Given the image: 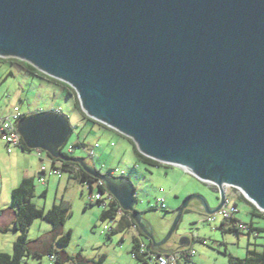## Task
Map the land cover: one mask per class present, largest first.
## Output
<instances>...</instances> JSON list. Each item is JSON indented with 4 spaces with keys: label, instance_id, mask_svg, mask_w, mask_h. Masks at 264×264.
<instances>
[{
    "label": "water",
    "instance_id": "water-1",
    "mask_svg": "<svg viewBox=\"0 0 264 264\" xmlns=\"http://www.w3.org/2000/svg\"><path fill=\"white\" fill-rule=\"evenodd\" d=\"M0 58L67 84L87 118L216 186V209L189 197L156 242L130 181L74 159L152 250L169 242L191 199L217 213L224 186L264 213V0H0ZM17 133L27 149L64 161L72 129L62 114L40 112L22 118Z\"/></svg>",
    "mask_w": 264,
    "mask_h": 264
},
{
    "label": "rangeland",
    "instance_id": "rangeland-1",
    "mask_svg": "<svg viewBox=\"0 0 264 264\" xmlns=\"http://www.w3.org/2000/svg\"><path fill=\"white\" fill-rule=\"evenodd\" d=\"M8 59L0 60V115L8 112L30 115L59 110L68 119L72 129L63 153L74 159H82L100 175L124 177L130 181L136 189L135 210L147 221L156 242L167 235L181 206L189 197H200L209 210L219 206L220 194L216 186L210 187L176 166L162 165L156 168L138 161L133 152L135 144L131 138L102 124L83 119L75 108L74 96L65 87L67 84L31 74L23 67L22 63L25 62ZM78 142L89 150L94 149L95 156L90 157L88 150L84 148H74L68 152L67 147ZM42 154L46 156V153ZM46 166L51 170L50 164L46 163ZM39 168L40 162L33 152L23 153L16 149L9 155L0 141L1 253L11 255L13 243L19 235L13 224L12 190L24 178L29 177L34 180L35 194L32 203L37 208L48 211L54 204L62 202L71 213L59 231V236L70 234V242L64 248L52 240L51 225L35 219L27 233L32 252L38 251L41 243L46 240L59 257L67 255L86 261L103 258V264H143L131 255L132 231H115L111 237L110 232L103 231L104 223L99 219L103 208L91 203L89 191L83 183L73 175L61 171L55 175L40 177ZM227 191L228 202L237 210L234 218L244 225L253 221L255 228L264 230V218L254 214L258 210L237 190L230 188ZM158 199H163V210L161 203H157ZM201 203L197 198L189 201L182 211L176 230L165 246H175L181 238L189 236L192 243L187 248L188 252L178 257L181 264H230V257L243 259L249 248L252 250L255 247L256 251L264 252V231L257 239L256 246L253 245V239L251 245H248L246 233H226L228 222L225 223L218 213L209 215L205 209L201 211ZM223 222L225 227H222ZM5 225L7 231H3ZM114 229L117 230L116 227ZM142 239L149 244L147 238ZM191 252L193 256L189 255ZM39 253L40 256L29 255L22 264H74L72 261L58 262L56 254L50 260L47 255L40 251Z\"/></svg>",
    "mask_w": 264,
    "mask_h": 264
},
{
    "label": "trees",
    "instance_id": "trees-1",
    "mask_svg": "<svg viewBox=\"0 0 264 264\" xmlns=\"http://www.w3.org/2000/svg\"><path fill=\"white\" fill-rule=\"evenodd\" d=\"M0 60H2V59H0ZM8 61H16V60L15 59H8ZM22 65L26 69V71L31 73V74L38 75V76L45 78L49 81H56V80L51 79V78L43 75L42 73L38 72L35 68H33L29 64L22 63ZM57 82H59V81H57ZM60 84H62V83H60ZM65 87L68 89V93L72 94L74 96L75 108L80 113V115L84 119H86L87 121H91L92 123H97V122L87 118L80 111L79 103H78V100L76 98V95H75L73 89L69 88L67 85H65ZM23 117H26V115L24 114ZM82 145H84V144H82ZM74 148H81V147L74 144L72 146V150ZM20 150L23 153L35 152V151L27 149L25 147V145L23 144V142L21 143ZM62 150H63V148L60 150V153L63 155L65 160L61 161V160L51 158L50 160L53 163L51 166H55V164L58 163L61 166L60 167L61 172H65V173H69L70 175H73L75 178H77L83 184L88 183L90 185H93L97 181V179H94L90 175L84 173L77 164L73 163L74 158L70 157V155H68L67 153H63ZM133 152H134V155L138 161H141L147 165H150V166L156 167V168L163 165V164H160V163H158L154 160H151V159L143 156L142 154H140L134 145H133ZM104 190H105V185H104V187H101L99 191L103 192ZM34 194H35L34 180H33V178H29V177L24 178L20 182V184L15 189L12 190L11 200H12V207L14 209L13 224H14V230L19 235L13 243V251H12L11 255L0 252V264H22L25 261V259L31 254H33L35 256L36 255L40 256L41 253H39V251L42 252V254L47 255L48 257H50V256L54 257L53 255L56 254L57 258H58V262H61L64 260L67 262L72 261V262H74V264H103V258L99 259L98 261H86V260H83L80 258L73 259L72 257H69L67 255L63 256V257L62 256L59 257L58 254L55 253L53 247L46 240L41 243V247L38 249V251L32 252L30 250L28 239H27V233H28V228H29L30 224L35 219H41V220L45 221L46 223H48L49 225H51L52 231H53L52 240H54L55 244L58 245L59 247L64 248L70 242V234L64 235V236H59L60 235L59 234L60 229L64 225L67 218H69L71 215L68 207L65 206L61 202L59 204H54L52 206V208L48 211H45L44 209H39L32 203V199L34 197ZM44 195L45 194L43 193V196ZM92 204H94V203H92ZM95 204H97L99 207L98 203H95ZM109 207H110L109 210H107V211L103 210L102 211V215L99 218L102 222H105L106 220H109V219H113L116 216V211H117L116 208L119 207V204L117 203L116 200H114L113 203ZM254 214L264 218V213H260L259 211H254ZM125 215L131 218L130 213H125ZM119 221L124 223L125 229H129L130 222H128V219H126L125 216L121 217L119 219ZM232 222H233V225H234V223H237V224L240 223L235 218L232 219ZM121 225L122 224H120V226ZM224 226H225V224L223 222L222 227H224ZM247 226L249 227V230H250V233H248L247 235L252 234V232H257L258 238H260L261 233L264 231L262 229L255 228L252 224H249ZM114 230L115 229H113V231L110 233L109 237H111L115 233ZM3 231H7V228H4ZM225 232L226 233H232V232L241 233L239 230H237L236 226L228 227V229H226ZM139 235L141 238L144 237L141 232L139 233ZM146 246L148 249H151V243L150 242H149V244H146ZM137 250H138V240L133 238L131 254L136 252ZM135 259L142 262L143 264L146 263L144 256H137ZM230 264H264V252H258L255 249H252V250L248 249L246 257L243 259L230 257Z\"/></svg>",
    "mask_w": 264,
    "mask_h": 264
},
{
    "label": "built area",
    "instance_id": "built-area-1",
    "mask_svg": "<svg viewBox=\"0 0 264 264\" xmlns=\"http://www.w3.org/2000/svg\"><path fill=\"white\" fill-rule=\"evenodd\" d=\"M51 113H56L60 114V111H51ZM28 116V114H25ZM24 114H21L19 112L13 113V112H8L5 115H0V141L4 144L6 147V152L7 154H12L14 150L20 149L22 140L17 133V124L18 122L24 118ZM77 146H80L82 149L84 148L85 150H88L89 156L94 157V149H88L86 146L80 144L79 142L76 144ZM97 148V146H95ZM68 151H72V146L68 147ZM33 154L38 158L40 162V169H39V174L40 177H45L47 175H55L58 174L60 171V164L56 163L55 166H51L53 163L50 160L51 157L48 155L44 156L41 151H35ZM46 163L50 164L51 170L47 168ZM210 187H215L214 184L212 183H204ZM84 186L87 187L89 191V198L91 203H98L99 207H102L104 211H107L110 209V205L113 203L115 200L114 197L108 193V191L105 189L103 192H100V188L104 187V183L100 180H97L93 185H90L88 183H84ZM230 188L235 189L230 186H224V193H225V200L223 203V206L218 210V214L222 217L224 222H228L229 227L230 226H236L237 230H239L241 233H250L249 227L247 225H244L242 223H234L232 222V219L234 218L235 214L237 213L236 208L234 205L230 204L228 202V191ZM239 191V190H238ZM239 193L242 196V193L239 191ZM100 202V203H99ZM157 203H161L160 207L163 210L164 209V204H163V199H158ZM116 216L113 219L106 220L103 226V231L104 232H112L115 225H116V220H119L121 217H126L128 219V222H130V227L129 230L132 231L133 238L138 240V250L134 253H132V257L135 259L137 256H144L146 263L149 264V262H153L154 264H178V257L181 256V253L177 252H171L167 254H159L156 253L155 251H152L151 249H148L146 246V243L142 240L140 237L139 233L140 231L138 230V227L133 221V218L131 216L128 217L125 215L126 212H124L121 207L119 206L116 208ZM216 214V213H215ZM252 234L258 238V233L257 232H252ZM190 256H193V252L189 254ZM50 260H53V257H49Z\"/></svg>",
    "mask_w": 264,
    "mask_h": 264
},
{
    "label": "crops",
    "instance_id": "crops-1",
    "mask_svg": "<svg viewBox=\"0 0 264 264\" xmlns=\"http://www.w3.org/2000/svg\"><path fill=\"white\" fill-rule=\"evenodd\" d=\"M84 119V118H83ZM85 146V145H84ZM17 150H20V149H17ZM21 151V150H20ZM22 152V151H21ZM35 156V155H34ZM95 156V155H94ZM36 157V156H35ZM38 159V158H37ZM89 165V164H88ZM90 166V165H89ZM91 167V166H90ZM40 169V168H39ZM27 176V175H26ZM107 176H109V175H107ZM111 177V176H110ZM114 178H124V177H114ZM200 205V207L201 208H199L201 211H204V206H203V203H201V204H199ZM208 208V207H207ZM208 215V214H207ZM13 221H14V214H13ZM119 221V220H118ZM117 221V224H116V228H117V230H114V231H119V232H126V230L127 229H125V227H124V223H122V222H118ZM146 221V220H145ZM11 222H12V219H11ZM226 223V222H225ZM224 223V224H225ZM1 224V223H0ZM120 224H122L121 226H120ZM252 225H253V221H252V223H251ZM2 225V224H1ZM254 226V225H253ZM225 227V226H224ZM228 227H229V224L228 225H226V227L225 228H227L228 229ZM5 228H6V225H5ZM4 229V228H3ZM248 236V245H251V240L253 239V245L254 246H256L257 245V239L258 238H256L253 234H249V235H247ZM185 238H187V242H188V245L186 246V247H184V248H175L174 246H170V247H168L167 248V252L166 253H164V254H167V253H171V252H177V253H181V255L183 256L184 254H186L188 251H187V248L191 245V241L192 240H189V236H187V237H185ZM250 249V248H249ZM254 249H255V247H254ZM256 250V249H255ZM178 264H181V261L180 260H178Z\"/></svg>",
    "mask_w": 264,
    "mask_h": 264
},
{
    "label": "flooded vegetation",
    "instance_id": "flooded-vegetation-1",
    "mask_svg": "<svg viewBox=\"0 0 264 264\" xmlns=\"http://www.w3.org/2000/svg\"><path fill=\"white\" fill-rule=\"evenodd\" d=\"M165 246H166V244L164 246H162L161 248L157 249L155 252L156 253H161V254L166 253L167 252V247H165ZM174 247L175 248H179L178 243H176ZM152 251H154V250H152Z\"/></svg>",
    "mask_w": 264,
    "mask_h": 264
},
{
    "label": "clouds",
    "instance_id": "clouds-1",
    "mask_svg": "<svg viewBox=\"0 0 264 264\" xmlns=\"http://www.w3.org/2000/svg\"><path fill=\"white\" fill-rule=\"evenodd\" d=\"M61 114V113H60ZM164 165V164H163ZM235 190H237V189H235ZM238 191V190H237ZM239 192V191H238ZM243 196V195H242ZM127 213V212H126ZM139 230V229H138ZM140 231V230H139ZM152 250V249H151ZM159 254H161V253H159ZM164 254V253H163Z\"/></svg>",
    "mask_w": 264,
    "mask_h": 264
},
{
    "label": "bare ground",
    "instance_id": "bare-ground-1",
    "mask_svg": "<svg viewBox=\"0 0 264 264\" xmlns=\"http://www.w3.org/2000/svg\"><path fill=\"white\" fill-rule=\"evenodd\" d=\"M187 169V168H186Z\"/></svg>",
    "mask_w": 264,
    "mask_h": 264
}]
</instances>
